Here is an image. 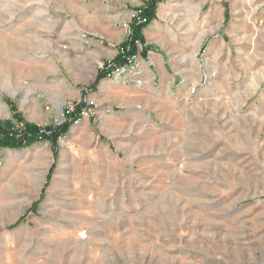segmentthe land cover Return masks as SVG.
Listing matches in <instances>:
<instances>
[{"label":"rangeland","instance_id":"rangeland-1","mask_svg":"<svg viewBox=\"0 0 264 264\" xmlns=\"http://www.w3.org/2000/svg\"><path fill=\"white\" fill-rule=\"evenodd\" d=\"M122 1L0 0V121L59 127L80 109L57 158L49 141L0 148V264H264V0L158 3L176 83L118 131L90 95L136 20L95 67L69 34Z\"/></svg>","mask_w":264,"mask_h":264},{"label":"crops","instance_id":"crops-1","mask_svg":"<svg viewBox=\"0 0 264 264\" xmlns=\"http://www.w3.org/2000/svg\"><path fill=\"white\" fill-rule=\"evenodd\" d=\"M147 1L126 0L119 5L117 2H106L102 5L94 3L91 11L83 12L90 22L86 21L81 26L79 24L70 31L75 33V35L69 34L75 42V46L72 47L73 52H77L78 47L89 51L88 55L94 67L97 61L115 56L117 47L125 41L127 35L123 24L128 20L131 12ZM118 7L120 13L117 14L115 10ZM160 15L162 18L168 16L169 9L162 8ZM161 30L157 22L143 29L144 51L139 55L140 67L136 75L116 81L102 79L90 95L97 105V117L105 121L106 130H110L115 124L118 131L123 130L126 128V122L134 123L147 119L155 113L153 107L158 105L155 108L159 109L165 105L163 97L165 92L170 91L172 85L176 83V76L169 70L163 53L156 50L155 40L162 39ZM140 109L147 113L139 114ZM82 121L80 123L85 127L91 123L86 119Z\"/></svg>","mask_w":264,"mask_h":264},{"label":"trees","instance_id":"trees-1","mask_svg":"<svg viewBox=\"0 0 264 264\" xmlns=\"http://www.w3.org/2000/svg\"><path fill=\"white\" fill-rule=\"evenodd\" d=\"M166 0H150L149 3L145 7L144 14L147 17V22L144 24H133V37L130 41L127 42L123 46V48H130L129 55L137 54V46L136 42H143L142 31L150 22H152L155 18V10L158 3ZM123 55L116 58L115 63L122 64L124 63ZM106 78V74L104 72L99 73L96 83L94 87L98 84V82L102 79ZM80 113V109L77 110V113L68 118V120L59 127H47L45 129L40 128L38 125L33 124H23L22 129L16 130L11 121H0V148L1 149H24L31 147L41 141H49L54 147V157L57 158V148L59 144V140L68 134L70 128L74 125V123L78 120V115ZM15 119L18 120L19 123L23 122L22 118L18 115H15ZM55 170V164L53 165L50 175L48 176V180L51 179L53 172ZM38 204L35 203L32 206V210H36Z\"/></svg>","mask_w":264,"mask_h":264},{"label":"built area","instance_id":"built-area-1","mask_svg":"<svg viewBox=\"0 0 264 264\" xmlns=\"http://www.w3.org/2000/svg\"><path fill=\"white\" fill-rule=\"evenodd\" d=\"M144 11L141 8H138L136 11L131 12V20H136L137 24H144L147 22V18L143 17ZM128 30L129 40L130 41L132 38L131 36L133 33L130 30V25H125L124 26ZM137 46V54L136 55H129L130 48L127 47L126 51H122L124 63L122 64H117L115 62L113 63H108L102 65V70L103 72H106L107 79H112V80H119V79H126L129 77H132L133 75H136L138 72V68L140 66L139 64V53L142 50V44L140 42H136ZM139 50V51H138ZM110 61V60H109ZM139 84V83H138ZM86 109L82 111V114L86 117H88L92 111H94L95 104L93 101H87ZM74 107L72 106L71 109H69L68 113L73 112Z\"/></svg>","mask_w":264,"mask_h":264}]
</instances>
